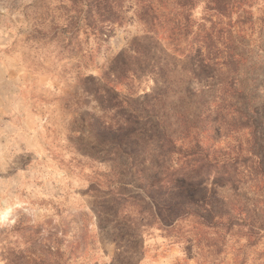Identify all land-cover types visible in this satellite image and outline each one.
<instances>
[{"label":"rangeland","instance_id":"374dc122","mask_svg":"<svg viewBox=\"0 0 264 264\" xmlns=\"http://www.w3.org/2000/svg\"><path fill=\"white\" fill-rule=\"evenodd\" d=\"M0 264H264V0H0Z\"/></svg>","mask_w":264,"mask_h":264}]
</instances>
